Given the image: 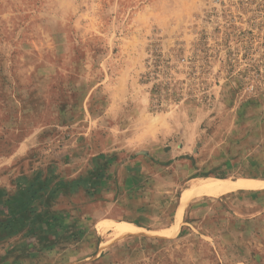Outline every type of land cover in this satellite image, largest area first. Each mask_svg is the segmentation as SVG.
Here are the masks:
<instances>
[{
    "label": "rangeland",
    "instance_id": "1",
    "mask_svg": "<svg viewBox=\"0 0 264 264\" xmlns=\"http://www.w3.org/2000/svg\"><path fill=\"white\" fill-rule=\"evenodd\" d=\"M80 163L140 173L133 225L62 187L0 264H264V0H0V190Z\"/></svg>",
    "mask_w": 264,
    "mask_h": 264
},
{
    "label": "crops",
    "instance_id": "2",
    "mask_svg": "<svg viewBox=\"0 0 264 264\" xmlns=\"http://www.w3.org/2000/svg\"><path fill=\"white\" fill-rule=\"evenodd\" d=\"M153 164L157 166V163H153ZM128 167H129L128 163L114 166V169L112 170L113 180H111L109 177L111 176V174L109 175L95 174L94 173L95 171H93L92 169L93 167L92 168L90 167L88 171L85 172L84 171L85 167L82 165V163L65 165V169H63L62 171V176L59 177L58 181L59 182L64 181L65 183L68 184L72 183L73 185L74 182L81 180L75 192L69 191L68 194L69 198L76 197L78 195L82 196L84 193H92L89 196L98 195L97 197H95V199L98 200V202H92L91 204H89L88 206L89 209L87 210V212L90 214L89 215L87 213L88 217L97 218L95 221H93L94 226H97L104 220L131 224L130 221H127L132 210L129 207V198L126 192L129 191L128 187L130 181H132L133 187L136 186V183L137 185L140 184L139 182L140 173L137 172L135 177L134 175L129 177L128 175H125V173L127 172L126 169ZM92 186L93 188H91ZM95 189H97V192H95ZM95 208H101L102 210L92 213V211ZM47 209L48 207L44 205V208L42 210L43 212H46ZM78 209L79 210L76 211L75 213L78 212L81 213L83 210L82 207ZM58 210L59 211H57V214L55 216L60 219L58 222L60 223L63 219L66 218V216H68L69 212L66 211L61 212L60 209ZM50 211L52 212V210ZM103 215H105V217L107 218H101L103 217Z\"/></svg>",
    "mask_w": 264,
    "mask_h": 264
},
{
    "label": "trees",
    "instance_id": "3",
    "mask_svg": "<svg viewBox=\"0 0 264 264\" xmlns=\"http://www.w3.org/2000/svg\"><path fill=\"white\" fill-rule=\"evenodd\" d=\"M59 177H49L48 183L37 180L29 185L18 182V188L13 195L4 194L0 190V242L10 237L18 229H24L29 225H37L36 231L41 234H54L61 227L59 218L55 215H44V205L48 199L54 197V193L62 187L75 192L80 181L72 183L59 182ZM51 183H54L52 186ZM58 189V190H57ZM45 200V201H44ZM40 215V216H39ZM30 232V231H28ZM36 233V234H35Z\"/></svg>",
    "mask_w": 264,
    "mask_h": 264
},
{
    "label": "bare ground",
    "instance_id": "4",
    "mask_svg": "<svg viewBox=\"0 0 264 264\" xmlns=\"http://www.w3.org/2000/svg\"><path fill=\"white\" fill-rule=\"evenodd\" d=\"M228 184L225 181H219V180H214L213 181H208V182H203L200 186H193L190 190L187 191V196L188 194H191L192 192H198L199 190H226ZM186 197V196H185Z\"/></svg>",
    "mask_w": 264,
    "mask_h": 264
}]
</instances>
